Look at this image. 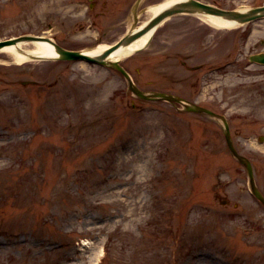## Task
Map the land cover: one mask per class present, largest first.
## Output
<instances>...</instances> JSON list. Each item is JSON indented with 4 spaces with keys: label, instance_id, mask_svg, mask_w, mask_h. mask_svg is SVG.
Returning a JSON list of instances; mask_svg holds the SVG:
<instances>
[{
    "label": "rangeland",
    "instance_id": "obj_1",
    "mask_svg": "<svg viewBox=\"0 0 264 264\" xmlns=\"http://www.w3.org/2000/svg\"><path fill=\"white\" fill-rule=\"evenodd\" d=\"M90 3L0 0V39L44 34L90 49L131 25L128 13L106 35L89 24ZM70 26L76 41L64 37ZM256 53H264V18L216 28L177 14L121 62L144 91L226 115L264 193V64L250 60ZM223 126L181 104L139 98L110 66L18 62L0 51V264H100L104 256L103 264H264V205Z\"/></svg>",
    "mask_w": 264,
    "mask_h": 264
},
{
    "label": "water",
    "instance_id": "obj_2",
    "mask_svg": "<svg viewBox=\"0 0 264 264\" xmlns=\"http://www.w3.org/2000/svg\"><path fill=\"white\" fill-rule=\"evenodd\" d=\"M178 13L214 14L216 16H220L228 20H233L239 24H244L251 20L264 17V5L249 8L247 10H227V9L215 7L211 4L202 2L200 0H184L182 2H177L176 4H173L172 6H170L169 8H165L163 11H161L157 15H154L151 18V20L142 28L138 30H131V32L127 34L125 37H123L117 44L105 50L101 54L94 55V56L87 54L84 51L69 50V49L63 48L62 46H60L59 44H57L55 41H53L52 39L48 37L39 36V35H29V34L0 40V50L5 45L17 44L19 41H23V40L24 41L25 40H46L53 44L54 48L59 54L58 59H67V60L85 59L91 62L113 66L117 68L118 70H120L121 72H123L127 77H129L128 72L124 69V67L120 64L119 61H109L107 60V56L113 50L121 46L122 44H129L133 42L135 39L141 37L145 32L159 25L167 17H170ZM32 57L34 59H45V58L36 57V56H32ZM251 59L256 62L264 63V53L252 55ZM130 87L141 98H146V99H158L159 98V99H166L172 102H176V101L182 102L185 106V109L188 111L206 112L215 118L222 119L224 122L225 135H226L228 145L231 151L240 160V162H242V164H244V166L248 169L249 175L251 178L253 191L264 202V195L261 193V191L259 190V188L257 187L255 183L252 162L247 156L241 154L235 148L233 144V140L231 138V130H230L229 122L225 118V116H222L208 108H205V107H202L196 104L188 103L182 97H179L171 93L160 92V91L145 93L144 91L139 89L136 85H134L132 81H130ZM260 140H264V135L260 136Z\"/></svg>",
    "mask_w": 264,
    "mask_h": 264
},
{
    "label": "bare ground",
    "instance_id": "obj_3",
    "mask_svg": "<svg viewBox=\"0 0 264 264\" xmlns=\"http://www.w3.org/2000/svg\"><path fill=\"white\" fill-rule=\"evenodd\" d=\"M182 1L184 0L158 1L155 4L150 5L147 8L145 14L149 17H152L163 11L165 8H169L173 4ZM199 16H201L206 23L216 28H235L238 26V24L234 21H230L222 17L220 18L214 14H199ZM147 20L141 22L139 27L144 26ZM155 30L156 27H154L150 31L145 32L141 37L137 38L133 42L129 44H122L121 46L113 50L109 56H107V60H123L127 57L132 56L141 49L143 50L147 47V44L154 35ZM109 45L110 44L107 43L100 44L97 47L85 49L84 52L93 56L98 55L109 48ZM1 51L8 52L18 62H24L33 59L32 56L42 57L45 59H57L59 56L53 44L46 40H23L19 41L17 44L3 46Z\"/></svg>",
    "mask_w": 264,
    "mask_h": 264
},
{
    "label": "flooded vegetation",
    "instance_id": "obj_4",
    "mask_svg": "<svg viewBox=\"0 0 264 264\" xmlns=\"http://www.w3.org/2000/svg\"><path fill=\"white\" fill-rule=\"evenodd\" d=\"M133 0H94V7L91 8L94 14V17H91V24L93 27H102L107 28L104 30V33L108 35L109 32L115 33L119 32L120 28L125 26L126 15L131 12L133 8ZM140 8V7H139ZM79 20V19H78ZM108 23V26L105 27V23ZM77 23V22H76ZM100 23L102 26L98 25ZM79 26H83V20L78 21ZM66 35L65 37L69 41H75L74 39L78 37L75 32L72 31V26L65 28ZM63 44V43H62ZM63 46H65L63 44ZM67 47V46H66ZM72 49H79L80 47H68Z\"/></svg>",
    "mask_w": 264,
    "mask_h": 264
}]
</instances>
